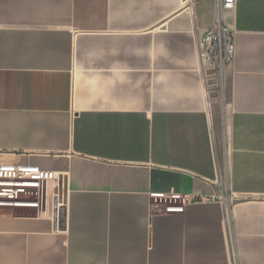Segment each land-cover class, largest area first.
<instances>
[{
  "label": "crops",
  "instance_id": "crops-1",
  "mask_svg": "<svg viewBox=\"0 0 264 264\" xmlns=\"http://www.w3.org/2000/svg\"><path fill=\"white\" fill-rule=\"evenodd\" d=\"M218 6L0 0V167L64 183L0 207V264H264V0L222 10L224 79L200 54ZM172 192L222 196L231 227L220 202L157 211Z\"/></svg>",
  "mask_w": 264,
  "mask_h": 264
},
{
  "label": "built area",
  "instance_id": "built-area-1",
  "mask_svg": "<svg viewBox=\"0 0 264 264\" xmlns=\"http://www.w3.org/2000/svg\"><path fill=\"white\" fill-rule=\"evenodd\" d=\"M235 6L236 0H219L218 18L209 28L200 44V54L204 68L207 71L220 74L223 79L227 69L234 61L236 43L234 33L222 21L221 12L224 9H234ZM49 182L53 185V198L58 199V201L63 199L61 190L64 189V183L56 172L41 170L33 166L0 167V207L38 206L43 195V186ZM154 198L157 211H161L160 205L163 201H173L174 205L165 207L168 212L182 210L184 206L192 204L220 202L225 210L226 223L229 228L231 227L230 203L222 196L176 194L172 192L168 196L154 195Z\"/></svg>",
  "mask_w": 264,
  "mask_h": 264
},
{
  "label": "rangeland",
  "instance_id": "rangeland-1",
  "mask_svg": "<svg viewBox=\"0 0 264 264\" xmlns=\"http://www.w3.org/2000/svg\"><path fill=\"white\" fill-rule=\"evenodd\" d=\"M229 94L226 97L225 86L223 85L221 90V99L223 104L225 105L229 100ZM221 105L218 106L219 110V120L221 122ZM219 148H220V159H221V167L222 173L224 177L228 175V168H229V156L231 151L230 146V130L227 128L226 124L223 125L220 129V138H219ZM51 183H47V195H51ZM47 206H49V202L47 201Z\"/></svg>",
  "mask_w": 264,
  "mask_h": 264
}]
</instances>
